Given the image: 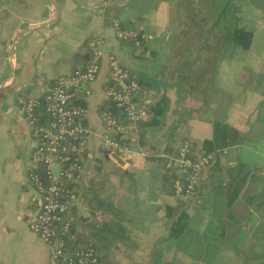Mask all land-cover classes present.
<instances>
[{"label":"crops","instance_id":"crops-1","mask_svg":"<svg viewBox=\"0 0 264 264\" xmlns=\"http://www.w3.org/2000/svg\"><path fill=\"white\" fill-rule=\"evenodd\" d=\"M175 4V0L158 1L152 13H143L139 0H0V264L50 262L49 246L30 228L39 207L38 193L28 175L36 142L30 126L31 137L28 143L25 141L29 131L21 108L27 98L36 97L41 100L45 116L46 97L58 77L89 63L95 39L104 42L101 72L90 86L91 93L81 87L74 92L72 102L85 108L83 121L88 129L82 168L66 180L70 186L77 183L72 188L78 197L70 211L75 237L95 242L101 264H168L167 257L176 249L168 250L158 238L172 222L165 216L163 222L159 219L167 202L162 177L170 156L155 161L148 145L171 141L178 132V146L183 140L195 142L197 155L205 139L215 143L219 154L214 163L221 168V198L207 167L195 203L221 208V239L241 241L235 245L239 251L229 253L233 254L231 262L241 252L251 257L241 264H260L258 257L264 255V164L251 162L249 155L257 153L264 158V49L258 60L251 54L241 55V47H231L224 53L208 105L212 114H200L203 110L197 102L189 99L183 104L179 81L168 82L163 75L165 64H158L155 58L158 45L162 46L158 43L172 30ZM244 4L242 0L235 2L240 27L244 25V11L252 7ZM141 5L150 3L141 1ZM117 22L149 26L150 33L146 35L141 27L137 30L142 32L141 38L124 43L117 38ZM261 32L264 37V26ZM143 35H149L152 41L147 42ZM111 55L118 57L140 85L149 83L142 106L146 98L155 102L168 97L170 101L161 124L149 128L144 141L138 136L131 138L130 145L121 141L130 148L127 154L116 152L121 162L106 153L103 139V114L116 105L108 95L113 84ZM256 63L262 67H255ZM119 116L124 117V112ZM124 127L122 140L130 137L128 127ZM104 159L115 162L123 176L110 179L100 161ZM114 185L123 199L118 210H124V218L132 221V236L120 233L116 244H111V217L104 206L111 200L108 194ZM96 236L105 241L104 247ZM178 258L179 264H188L189 259L182 253Z\"/></svg>","mask_w":264,"mask_h":264},{"label":"built area","instance_id":"built-area-1","mask_svg":"<svg viewBox=\"0 0 264 264\" xmlns=\"http://www.w3.org/2000/svg\"><path fill=\"white\" fill-rule=\"evenodd\" d=\"M116 25L117 37L123 40H135L141 36L135 29L123 28L119 22ZM103 45V39L93 40L89 63L58 77L46 97L47 119L42 116L41 100L36 97L26 99L21 108L36 142L28 175L38 193L39 207L35 217L30 221V228L49 246L51 250L49 264H101L94 247L71 250L64 236L71 230V206L78 197L74 189L67 185L66 180L82 168L88 134L87 126L83 122L85 108L72 104L74 91L84 87L85 93H91L90 86L102 69L105 54ZM109 63L113 81L108 90L110 99L129 120L137 121L144 118L146 110L139 107L134 100L140 83L132 79L114 55L110 56ZM103 120L106 129L103 135L105 144L117 153L129 152L130 148L113 136L114 133L120 134L125 129L115 112L106 110ZM212 159V155L195 157L190 143L188 141L181 143L177 156L169 158L172 166L187 171L188 187L182 194L178 186L179 195L189 197ZM54 168L58 171L55 172Z\"/></svg>","mask_w":264,"mask_h":264},{"label":"trees","instance_id":"trees-1","mask_svg":"<svg viewBox=\"0 0 264 264\" xmlns=\"http://www.w3.org/2000/svg\"><path fill=\"white\" fill-rule=\"evenodd\" d=\"M239 0H175V9H173L171 22L172 31L177 35L174 50L171 57L163 70V75L168 82L177 79L179 81L182 91L181 98L183 104L189 99L195 102L206 101L210 90L213 87L218 62L222 58L223 50L229 47H241L249 48L253 39V32L240 27L238 24V10L235 6V2ZM253 1V0H252ZM257 4H260L262 0H255ZM140 34L142 32L140 31ZM141 38V37H139ZM133 79V78H132ZM77 89L74 91L76 92ZM169 98L159 99L158 101H151V98H146L142 108L146 110L147 115L145 118L134 122L129 120L126 116L120 117L119 122L127 126L130 132V137L121 139V134L114 133L113 136L120 141L131 144L134 136H138L140 140L145 139V135L149 128H155L161 124V118L169 109ZM73 104V103H72ZM75 105V104H74ZM80 105V104H79ZM117 106H110L107 110L115 112ZM106 110V109H105ZM47 119V115L43 116ZM84 122V121H83ZM178 132L173 134L174 138L171 141L165 143H153L149 144L153 155L151 156L155 161H164V156H177L179 151L180 138ZM186 140H183L184 142ZM181 142V143H182ZM191 149L194 153L196 151L197 143L190 142ZM160 145V148H159ZM199 153L201 155H212L210 165V177L213 186H215V192L217 191L221 198V168L214 163L215 155L219 154L215 143L210 139H205L200 147ZM162 154V155H161ZM195 157H198L197 153ZM211 166V167H210ZM187 171L180 170L174 166L165 165V171L163 173L162 182L165 193L169 192L174 195L177 193L178 186L181 188L182 194L188 187V181L186 180ZM203 179L201 176L200 180ZM199 180V183H200ZM216 181V185L215 182ZM195 186L194 190L189 195L190 200H193L198 195V186ZM73 186V185H72ZM72 186H70L72 188ZM74 187V186H73ZM167 197V196H166ZM165 217L171 219L170 235L174 237H180L183 232L189 229L190 222L187 219L188 213L181 212L180 206L169 202L166 199ZM95 203V200H90ZM104 208L108 211L111 218L108 223V227L115 229L117 225L119 234L124 228L123 220L118 215V209L106 205ZM215 214V213H214ZM215 216L207 217L205 209L201 214V221L204 224L205 219L207 222L210 219L216 220ZM125 219V218H124ZM206 222V223H207ZM91 227V224H89ZM94 225V224H93ZM98 227V226H95ZM75 229L72 223L70 232L64 236L67 246L71 250H75L79 247H94L97 251L99 262L100 255L99 249L95 242H91L88 238H76ZM99 244L104 247V242L100 237ZM82 243L79 245L78 243ZM110 241L107 240V244ZM248 261L251 257L244 254ZM261 258V264H264V255L258 257Z\"/></svg>","mask_w":264,"mask_h":264},{"label":"rangeland","instance_id":"rangeland-1","mask_svg":"<svg viewBox=\"0 0 264 264\" xmlns=\"http://www.w3.org/2000/svg\"><path fill=\"white\" fill-rule=\"evenodd\" d=\"M141 1L145 4V3H150V6H143L141 5ZM165 2V0H139L140 3V10L144 13V12H149L152 13L153 12V4L155 2ZM246 5V3H250L252 4L250 10L248 11H244V22H243V26L244 28H247L248 30L253 32V36H254V40L252 41L253 44L252 47L249 48H242V50L240 51L241 55H245L248 56L249 54H251V58L258 60V56L262 55L263 52H261V50L264 49V37H263V33L261 32V27L264 26V0H262V2H260V4H257V2H255V0H242ZM249 4V5H250ZM152 6V8H151ZM240 23V22H239ZM121 27L123 28H127V29H140L141 27H143L144 31L146 32V35L150 33V31L148 29V27L146 26H141L139 24H135V26H131V25H125V23L121 22ZM241 25V23H240ZM140 32V31H139ZM260 32V34H259ZM176 34L172 31L169 30V32L166 35V39H163L162 42L158 43V44H162V46L158 45V48L156 49L157 53L155 55L156 61L159 64V61H163V64H165L164 67H166V64L168 63L169 58L172 55V52L174 50V45H175V41H176ZM120 41H123L124 43H126V40H123L119 37H117ZM152 38V37H151ZM148 36H146V41L150 42L152 41ZM161 40V39H160ZM137 42V41H136ZM139 42V41H138ZM104 46V45H103ZM228 49H231V47L226 48L225 50H223V55L224 53H226L228 51ZM241 49V48H238ZM249 49L251 52H249ZM222 55V56H223ZM118 58V57H117ZM256 65V66H255ZM255 67H262V65H257L254 64ZM136 80V79H135ZM139 82V81H138ZM212 89L210 90L208 97L206 99V101L203 102H198V105L200 106V108L203 110L202 115L205 116H209L212 113L209 112V108L208 105L210 104V101L212 102L211 98H212ZM29 98H32L31 96ZM27 98V99H29ZM207 105V106H206ZM220 106V110H221V104ZM26 120V118H25ZM25 125L26 128H28L29 131V135L27 132V136L25 138V141L28 143L29 141V137H31L30 135V127L28 124V121L26 120ZM188 141V140H186ZM180 142V141H179ZM189 142V141H188ZM106 147L108 149H111L112 147L107 146ZM112 150V149H111ZM263 151V149H262ZM127 154V152L124 153H120V154ZM202 156L201 154L198 155ZM250 161L251 162H255L257 164H264V158L262 159V157H260L259 154L257 153H253L250 154ZM101 163H104V167L105 170H107L108 176L110 179H114V177L116 176L117 179L120 177H122L123 175H121V173L123 174V172L121 171V169H119L118 165L111 161H106L104 160H100ZM169 166H172V164L170 163V161H167ZM54 171L57 172L58 169L54 168ZM132 181V180H131ZM215 185H216V181ZM74 186H77V183H73ZM117 185H114L111 189H113V192L111 191V194H108V197L111 199L107 204L111 207H113V209H119V205L121 203H123V199L119 198V193L116 192V187ZM119 190V189H118ZM165 195L167 196L166 199L169 202H172L175 205H179L180 206V213L181 212H185L188 213L189 215L187 216L188 221L190 222L189 225V229L185 232H183V235L180 237H174L170 235V223H168L167 225V229L163 230L162 234L159 236L158 239L162 240V243L164 244V246H166V248L170 251H174V254H172V256L169 258V256L166 259V263L168 264H179V258L180 257V253H182L183 255H185L189 260H188V264H241L243 263V259L246 260V257L244 254H242L241 252H239L240 255H235L233 256V260L231 262V256L229 253H232L233 251L238 252L239 249L236 248L235 245L239 244V242L237 239H221V208H215L212 209L211 207H209V205L206 206H200V201H197L198 203H195V199L190 200L189 197H185L183 195H174L171 194L169 192L165 193ZM37 201H38V196L36 197ZM205 209V214L207 217L210 216H215L216 220H212L209 218L208 222L207 219H205L204 224H202L203 222L201 221V214H203V211ZM165 211H163V209L161 210V214L159 215V219L162 220V222L165 220V218H163V216H165ZM124 210L119 211L118 215L115 214L116 217H119L120 219L123 220V224L125 225L124 228H122L121 231H123L122 234H126L129 235L130 237L132 236L131 231H130V225H132V221L128 220V219H124L125 215L123 216ZM215 213V214H214ZM218 219V221H217ZM226 218H223V221ZM207 222V223H206ZM172 223V222H171ZM149 226V225H148ZM164 225H161V227L163 228ZM115 229L110 231L113 234V239H112V243L111 244H116L117 239L119 238V232H118V226L116 225L114 227ZM144 228V227H142ZM112 229V228H111ZM120 230V229H119ZM114 231V232H113ZM164 237V238H163ZM102 239V238H100ZM136 241V240H134ZM140 241V240H138ZM126 242V240L124 241ZM130 242V241H129ZM264 243V242H263ZM223 247H227L226 249H224L223 251H221V248ZM231 251V252H230ZM176 253V254H175ZM178 255V256H176ZM177 262H176V261ZM181 262V261H180ZM182 264H184L183 262H181ZM156 264H163V261H159V263ZM261 264V261H260Z\"/></svg>","mask_w":264,"mask_h":264},{"label":"water","instance_id":"water-1","mask_svg":"<svg viewBox=\"0 0 264 264\" xmlns=\"http://www.w3.org/2000/svg\"><path fill=\"white\" fill-rule=\"evenodd\" d=\"M57 11L59 12L58 9H57ZM148 87H149V83L144 82V83L140 86V88L138 89V91L136 92V94H135V96H134V100H135V101L138 100V102H139V107L142 106V97L145 96V91L148 90ZM122 112H123V111H122L121 109H119V108H115V115H116V116L121 115ZM106 153L112 155V157H114L117 161H120V162H121V157H120L116 152H114V151L108 149V150H106ZM75 174H76V173H75Z\"/></svg>","mask_w":264,"mask_h":264}]
</instances>
